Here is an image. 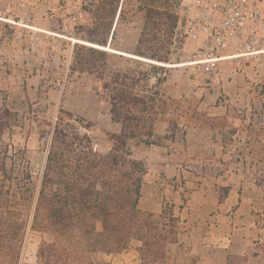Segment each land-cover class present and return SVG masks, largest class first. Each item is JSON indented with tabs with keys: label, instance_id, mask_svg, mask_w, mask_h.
I'll return each instance as SVG.
<instances>
[{
	"label": "trees",
	"instance_id": "trees-1",
	"mask_svg": "<svg viewBox=\"0 0 264 264\" xmlns=\"http://www.w3.org/2000/svg\"><path fill=\"white\" fill-rule=\"evenodd\" d=\"M154 3L141 6L144 24L131 51L103 49L115 39L122 0H93L92 20L75 36L81 43L75 44L71 71L95 79L111 105L112 121L121 126L120 133L110 135L108 154L98 152L93 137L84 132L91 123L61 111L38 185L28 151L13 141L19 115L6 106L0 112V264H22L29 231L41 237L37 264H111L110 256L127 251L135 241L142 264L171 263L173 247L188 254L178 244L179 219L173 209H139L147 169L129 145L138 139L156 144L157 105L168 77L161 64H170L175 46V7ZM114 60L126 67L116 68ZM152 80L156 85L150 90Z\"/></svg>",
	"mask_w": 264,
	"mask_h": 264
},
{
	"label": "crops",
	"instance_id": "crops-1",
	"mask_svg": "<svg viewBox=\"0 0 264 264\" xmlns=\"http://www.w3.org/2000/svg\"><path fill=\"white\" fill-rule=\"evenodd\" d=\"M57 5L56 0L39 24L36 16L35 30L0 21V48L25 45L32 40L30 33H44L49 35L46 38L54 37V42H58L55 37H65L58 35L51 20L50 12L59 9ZM14 6L8 2L0 8V17L11 21L28 18V11L22 14ZM7 29L14 30L13 38L7 37ZM19 32L25 34L23 39L17 36ZM185 34V26L179 24L175 45L179 42L181 46L182 61L188 60L181 64H190L201 47ZM51 57L47 63L52 67L61 63L62 73L70 71L62 55L53 53ZM244 74H237L236 82L229 75L211 78L175 70L163 83L167 97L185 111L204 110L205 114L201 119L189 114L191 122H155L156 144L137 143L131 148L133 157L147 169L139 209L160 213L171 208L179 219L178 244L188 254L173 247L169 264H264V171L254 148V144L264 145V122H234L230 111L245 104L246 95L257 92L246 86L250 72ZM205 77L209 80H201ZM253 101L264 103V93ZM138 246L135 241L130 249L108 259L111 264H142Z\"/></svg>",
	"mask_w": 264,
	"mask_h": 264
},
{
	"label": "rangeland",
	"instance_id": "rangeland-1",
	"mask_svg": "<svg viewBox=\"0 0 264 264\" xmlns=\"http://www.w3.org/2000/svg\"><path fill=\"white\" fill-rule=\"evenodd\" d=\"M92 1L57 0L59 9L50 13L53 14L51 20H53L54 29L57 30L58 35L65 36L55 37L58 42L53 41L54 37L46 38L49 35L44 33H30L28 35L32 37V40L30 38L25 45L0 48V112L6 106L13 113L19 115L20 127L14 130L13 141L15 146L28 151L34 178L38 185L41 183L46 167L54 125L58 122L61 111L72 113L78 122L92 124L89 130H84V132L93 137L96 150L103 154H108L112 149L110 135L120 132L121 129L119 125L112 123L111 105L95 79L88 74L71 71L74 47L78 42L75 36L82 30L81 27L87 26L92 20L95 9L92 6ZM149 1L151 0H144L142 3L139 0L122 1V14L114 26L116 35L110 46L112 52H117L116 50L131 51L135 48L145 18V11L141 10V6ZM190 4L191 0H155L154 3L157 7L171 5L175 7L177 13ZM38 15L39 22L37 21V24L42 21L41 16L45 17L42 13H38ZM64 25L69 26L68 31L63 30ZM5 33L7 37L13 38L14 30L7 29ZM17 36L19 39H23L25 34L19 32ZM53 53L62 55L63 59L68 61L69 72L62 73L58 68L61 63H58L57 67H52L47 63L48 60H53L51 57ZM183 55L178 42L172 49L170 64L183 65L181 63H186L187 59L182 61ZM4 58H7L8 61H4ZM113 64L116 68L126 67L116 60L113 61ZM187 65L190 64L185 66ZM181 67H167L168 76L175 70L195 71L197 75H202L197 71V67H195L196 70L194 67ZM219 67L221 76L229 75L230 80L236 82H239L237 74L250 72L251 79H247L246 82L244 80V82L246 86L257 89L254 95H246L245 104L242 103L240 107L230 109L231 115L235 118L234 122H264V103L253 101L264 93V63L228 62L222 63ZM245 74L244 76H246ZM201 80L209 79L205 77ZM147 85L150 90H153L156 80L150 81ZM144 86L145 83L142 84V87ZM147 90H143L144 94H148ZM251 92L252 90H250ZM223 97H226L227 101L230 100L228 95ZM157 108L158 114L155 122L168 120L191 122L189 114H193V112L185 111L176 104L175 100L171 101L165 94L163 85H161V99ZM202 114H205V111L198 110L192 117L198 116V119H201L199 117ZM166 115L169 117L166 118ZM183 117L184 119H181ZM137 143L140 144L143 141L139 139L134 142L130 141V148ZM254 145L259 155L257 160L262 163L261 170L264 171V145ZM261 175L263 176V173ZM40 244V235L29 231L21 256L22 264H37Z\"/></svg>",
	"mask_w": 264,
	"mask_h": 264
},
{
	"label": "built area",
	"instance_id": "built-area-1",
	"mask_svg": "<svg viewBox=\"0 0 264 264\" xmlns=\"http://www.w3.org/2000/svg\"><path fill=\"white\" fill-rule=\"evenodd\" d=\"M55 1L0 0V8L10 2L16 10L29 12L27 19L11 21L3 16L0 21L35 30L38 13L46 15ZM177 14L178 26H185L187 40L200 44L198 58L190 64L202 75L220 77L219 64L223 62L264 63V0H191ZM63 30L68 31L69 26L64 25Z\"/></svg>",
	"mask_w": 264,
	"mask_h": 264
},
{
	"label": "bare ground",
	"instance_id": "bare-ground-1",
	"mask_svg": "<svg viewBox=\"0 0 264 264\" xmlns=\"http://www.w3.org/2000/svg\"><path fill=\"white\" fill-rule=\"evenodd\" d=\"M103 49H106L108 51H111L110 48H103ZM161 65H165L167 67H181V66H185L186 64H183V65H171V64H161ZM191 65V64H190Z\"/></svg>",
	"mask_w": 264,
	"mask_h": 264
},
{
	"label": "water",
	"instance_id": "water-1",
	"mask_svg": "<svg viewBox=\"0 0 264 264\" xmlns=\"http://www.w3.org/2000/svg\"><path fill=\"white\" fill-rule=\"evenodd\" d=\"M77 43H81V42H77ZM108 51V50H107ZM109 52H112V51H109ZM113 53H117V52H113ZM118 54H120V55H124V56H127V57H130V58H133L132 56H129V55H127V54H121V53H118Z\"/></svg>",
	"mask_w": 264,
	"mask_h": 264
}]
</instances>
